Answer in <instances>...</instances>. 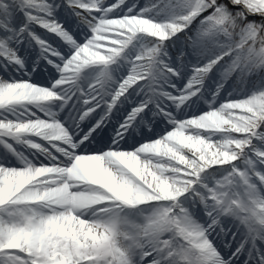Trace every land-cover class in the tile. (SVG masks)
<instances>
[{
  "label": "snow or ice",
  "instance_id": "6c2138e0",
  "mask_svg": "<svg viewBox=\"0 0 264 264\" xmlns=\"http://www.w3.org/2000/svg\"><path fill=\"white\" fill-rule=\"evenodd\" d=\"M0 264H264V0H0Z\"/></svg>",
  "mask_w": 264,
  "mask_h": 264
}]
</instances>
